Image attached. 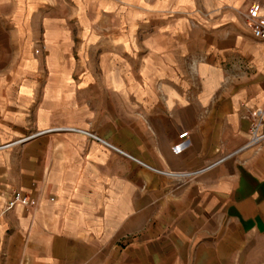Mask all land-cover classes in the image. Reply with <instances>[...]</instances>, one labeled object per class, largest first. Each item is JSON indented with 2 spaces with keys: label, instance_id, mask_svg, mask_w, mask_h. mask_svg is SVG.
<instances>
[{
  "label": "crops",
  "instance_id": "1",
  "mask_svg": "<svg viewBox=\"0 0 264 264\" xmlns=\"http://www.w3.org/2000/svg\"><path fill=\"white\" fill-rule=\"evenodd\" d=\"M51 1L0 0V205L14 187L37 202L0 217V264H162L161 240L164 264L264 257V141L247 145L264 41L244 16L264 0H115L138 11L107 26L134 28L103 57L121 67L72 73L35 55Z\"/></svg>",
  "mask_w": 264,
  "mask_h": 264
},
{
  "label": "rangeland",
  "instance_id": "2",
  "mask_svg": "<svg viewBox=\"0 0 264 264\" xmlns=\"http://www.w3.org/2000/svg\"><path fill=\"white\" fill-rule=\"evenodd\" d=\"M53 3L54 7H52ZM115 3V0H54L50 4L45 3L49 4V7L41 6L40 14L45 15L44 20L48 24V32L44 34L45 40L37 43L35 53L38 48L40 51L35 55L43 60L42 72L72 73L74 70L82 72L87 69L102 72L112 67H121L118 59L110 63V60L107 61L103 57H107L109 48L113 53L115 51L113 48L116 46L112 44L113 41H110V38L117 37L119 30L125 31V34L132 37L134 28L112 29L107 26L108 24L116 26L119 20L132 21L137 18L138 11L129 5L117 8ZM117 50H119L118 45ZM99 57L102 60H99ZM204 58L205 56L199 53L183 58V69L192 79L194 90L200 87V66ZM127 60L128 66H136V57L133 56ZM168 219L160 218L156 221L163 223ZM137 221L138 225L143 222L142 219ZM233 232L237 240L245 237L237 229H233ZM156 246L157 261L164 264V260L170 257L171 250L164 248L162 240L156 242ZM236 246L234 256H236L237 264H264L261 249L248 252V246ZM184 250L187 251V249Z\"/></svg>",
  "mask_w": 264,
  "mask_h": 264
},
{
  "label": "built area",
  "instance_id": "3",
  "mask_svg": "<svg viewBox=\"0 0 264 264\" xmlns=\"http://www.w3.org/2000/svg\"><path fill=\"white\" fill-rule=\"evenodd\" d=\"M244 16H246L247 27L252 32L253 37L264 41V2L260 4L259 10L244 14ZM39 51V48L36 49V53H39ZM255 117L256 120L251 128V137L247 145H257V143L264 141V130H262L264 128V107L256 111ZM184 137H188V131L182 132L179 136V138ZM18 204L30 207V205L36 206L37 202L32 200L30 194L28 195L20 188L14 187L8 190L5 201L0 205V217L13 210Z\"/></svg>",
  "mask_w": 264,
  "mask_h": 264
}]
</instances>
